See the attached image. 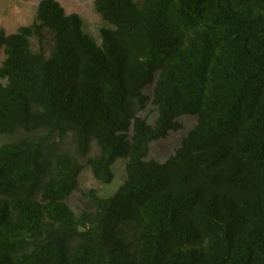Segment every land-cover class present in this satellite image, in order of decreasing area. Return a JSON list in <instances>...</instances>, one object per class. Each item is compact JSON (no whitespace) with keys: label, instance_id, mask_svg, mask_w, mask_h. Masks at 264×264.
Segmentation results:
<instances>
[{"label":"trees","instance_id":"trees-1","mask_svg":"<svg viewBox=\"0 0 264 264\" xmlns=\"http://www.w3.org/2000/svg\"><path fill=\"white\" fill-rule=\"evenodd\" d=\"M94 9L99 43L57 0L0 31V264H264V0Z\"/></svg>","mask_w":264,"mask_h":264},{"label":"rangeland","instance_id":"rangeland-1","mask_svg":"<svg viewBox=\"0 0 264 264\" xmlns=\"http://www.w3.org/2000/svg\"><path fill=\"white\" fill-rule=\"evenodd\" d=\"M40 0H0V31L13 33L20 26L31 23L36 15V8ZM65 9L67 14L77 13L84 20V29L99 43V28L106 25L94 9V0H57ZM4 59V53L0 50V65ZM1 81V80H0ZM146 93L151 94V87L147 88ZM151 120L154 115V108L148 104L142 112ZM182 127L177 131L171 132L165 139L155 141L150 146V157L159 161L165 160L179 146L184 135L195 125V117L184 115L179 119ZM97 148L92 146V153ZM114 179L109 184L98 183L88 169L82 171L79 179L81 189L97 188L102 194H109L114 191L124 178V162L117 160L113 166ZM80 200V193L75 192L68 203L75 207Z\"/></svg>","mask_w":264,"mask_h":264}]
</instances>
